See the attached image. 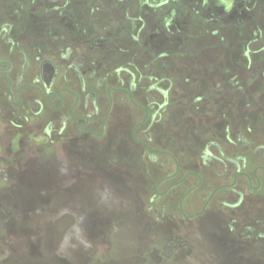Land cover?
Wrapping results in <instances>:
<instances>
[{
    "label": "flooded vegetation",
    "instance_id": "obj_1",
    "mask_svg": "<svg viewBox=\"0 0 264 264\" xmlns=\"http://www.w3.org/2000/svg\"><path fill=\"white\" fill-rule=\"evenodd\" d=\"M0 101L1 142H60L139 194L140 157L143 216L176 227L159 258L209 227L225 264H264V0H0ZM126 131L139 149L107 148Z\"/></svg>",
    "mask_w": 264,
    "mask_h": 264
},
{
    "label": "rangeland",
    "instance_id": "obj_2",
    "mask_svg": "<svg viewBox=\"0 0 264 264\" xmlns=\"http://www.w3.org/2000/svg\"><path fill=\"white\" fill-rule=\"evenodd\" d=\"M2 129L5 132L6 126L0 120ZM127 131L122 137L111 136L107 148L118 144L132 154L139 149L126 140ZM164 131L156 127L155 133L162 136ZM121 138L126 147L124 141H117ZM160 138L163 144L170 142L165 136ZM32 144L34 150L28 151ZM180 145V150L197 148L188 140ZM64 149L60 142L50 143L40 136L21 141L14 138L9 143L0 140V264L226 263L228 259L218 251L220 244L209 235V227L191 236L181 230L186 244L198 247L193 256L181 258V248L178 259L158 257L160 250L156 249L166 242L161 229L176 227L143 216L147 206L137 203L135 197L145 200L146 192L151 194V187H145L152 185L148 175L152 169L147 168L148 174L140 172L147 166L140 157H131L125 164V172L137 176L135 185L143 184L139 194V189L122 185L112 175L87 170L93 165L87 156L83 155L81 162L85 169L79 167V157L69 156Z\"/></svg>",
    "mask_w": 264,
    "mask_h": 264
}]
</instances>
